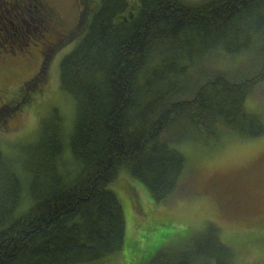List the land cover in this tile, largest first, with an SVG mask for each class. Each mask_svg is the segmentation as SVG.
<instances>
[{
    "label": "trees",
    "instance_id": "1",
    "mask_svg": "<svg viewBox=\"0 0 264 264\" xmlns=\"http://www.w3.org/2000/svg\"><path fill=\"white\" fill-rule=\"evenodd\" d=\"M41 1L40 44L49 42L55 54L73 45L56 64L75 118L68 131L50 108L22 174L0 147V264H104L142 242L125 233L126 205L141 202L133 179L152 200L168 201L187 167L184 141L264 135L263 116L246 107L264 82V0H73L70 20L51 0ZM32 44L17 51L33 74L14 101L0 104L8 115L48 83L47 57ZM237 53L247 54V69L244 58L232 64ZM218 61L227 66H210ZM122 169L129 175L118 174ZM120 176L128 202L111 187ZM186 232L174 245L163 233L151 246L137 245L125 264H233L217 227Z\"/></svg>",
    "mask_w": 264,
    "mask_h": 264
},
{
    "label": "rangeland",
    "instance_id": "2",
    "mask_svg": "<svg viewBox=\"0 0 264 264\" xmlns=\"http://www.w3.org/2000/svg\"><path fill=\"white\" fill-rule=\"evenodd\" d=\"M4 1L3 4V0H0V104L4 105L8 97V100L12 98L14 101L17 88L30 83V80L25 79L33 74L32 65H24L22 57L26 53H17L18 49L25 48L26 42H33L32 46H41V54L47 57L51 68L43 94L31 93L30 101L26 105L18 104L11 115L5 113V109H8L6 105L0 107V147L12 160L10 168H15L22 174V163L27 151L38 139L43 120L52 112L50 108L57 110L64 118L68 131L72 129L75 118L74 100L59 86L56 63L73 45L68 44L55 54L57 49H52L49 42L40 44L43 40L41 0H18L12 3ZM51 1L67 20L74 16L73 0ZM58 36L62 37L61 33ZM35 49L36 52L39 51L38 48ZM218 49L219 47L210 51L209 55L221 52ZM246 55H232L235 57L232 64L236 65L244 58L245 67ZM223 56L227 57V53ZM252 62L248 61L247 65ZM210 66L222 68L227 63L211 62ZM254 67L255 64L252 63L248 70L252 71ZM41 76L43 78V73ZM36 77L29 88L35 83ZM28 90L22 91L28 95ZM246 107L264 118V82L258 83L251 90L246 98ZM220 135L205 145L195 140H186L183 146L179 145L186 156L187 167L182 172L175 194L171 193L168 201L152 200L147 188L133 179L140 190L142 203L138 205L134 202L131 207L126 205L125 233L127 240L137 238L142 242H136L108 256L104 264H125L129 257L137 254L134 251L137 245L141 248L148 244L151 246L162 238V233L163 240L174 245L177 236L181 238L183 230L195 235L209 225L217 227L221 239L231 245L233 264H264V135L254 138L226 132ZM118 174L129 175L125 169ZM125 182L126 178L120 176L117 181L111 182V187L121 196L124 195L128 202L130 200L126 192L119 188ZM135 191L138 193L137 189ZM169 227L172 231L166 233ZM143 235L145 239H142ZM164 248L165 246L156 252L160 253Z\"/></svg>",
    "mask_w": 264,
    "mask_h": 264
},
{
    "label": "flooded vegetation",
    "instance_id": "3",
    "mask_svg": "<svg viewBox=\"0 0 264 264\" xmlns=\"http://www.w3.org/2000/svg\"><path fill=\"white\" fill-rule=\"evenodd\" d=\"M56 38V37H55ZM57 40V39H56Z\"/></svg>",
    "mask_w": 264,
    "mask_h": 264
}]
</instances>
